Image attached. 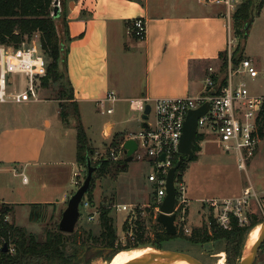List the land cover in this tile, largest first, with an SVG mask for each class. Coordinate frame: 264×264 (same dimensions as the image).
Listing matches in <instances>:
<instances>
[{"label":"crops","instance_id":"0c3cea01","mask_svg":"<svg viewBox=\"0 0 264 264\" xmlns=\"http://www.w3.org/2000/svg\"><path fill=\"white\" fill-rule=\"evenodd\" d=\"M59 5L61 15L57 21L66 31L65 71L78 104L87 101L98 104L111 91L118 95L116 103H127L129 109L130 100L135 98L199 95L204 90L209 68L220 73L223 55L233 35V21L230 29L227 14L220 9L213 11L214 5L204 0H59ZM136 18L146 21V37L142 40H137L130 30ZM249 44H254V48L250 49ZM244 57L250 58L258 70H264V0L247 33ZM141 67L144 76L137 79V70ZM39 79L35 83L36 96L24 102L9 99L7 102L24 105L10 113L4 111L2 116L6 124L0 132V207L18 203L54 207L70 197L64 177L70 176L67 161L64 158L46 160L45 156L56 154L57 142L53 143L52 137H48L51 116L29 105L41 101V90L48 88L38 83ZM196 81L204 83L200 93H194ZM53 99L58 103L60 114L59 100ZM48 100L44 97L43 101ZM108 126H111L109 136L114 134L115 122H105V137ZM116 134L125 137V133ZM203 141L217 144L211 135L201 140L197 159L203 152ZM67 146L62 143L58 150H69ZM45 165L50 166L49 169ZM2 172L7 173V179L11 172L23 179L27 177L26 182L22 180L23 193L19 198L1 196ZM73 175L77 179L74 181L73 177L71 181L78 186L80 173L75 171ZM242 193L234 191L222 200L239 197ZM195 199L205 203L217 198L197 196ZM40 214L41 211L36 216ZM100 232L101 229L98 235Z\"/></svg>","mask_w":264,"mask_h":264},{"label":"rangeland","instance_id":"374dc122","mask_svg":"<svg viewBox=\"0 0 264 264\" xmlns=\"http://www.w3.org/2000/svg\"><path fill=\"white\" fill-rule=\"evenodd\" d=\"M211 8L213 11H218L220 9L225 13V6L223 4H216ZM234 18L233 16L232 48L229 51L227 50L222 60L224 62L225 58L228 62V67H230L231 56V67L236 69L238 66L235 64V58L238 56V53H240L237 51L244 45V32H236ZM249 47L250 49L254 48V44H249ZM247 49L249 48L247 47ZM64 63L63 61L61 64V78L57 82L51 81L48 88L41 90L39 94L41 101L30 102L29 105L35 108L37 112L44 110L51 116L52 126L48 129V137H52L53 143L54 140L57 142L56 154L54 156H45L47 157L46 160L51 159L59 161L61 158H64V160L67 161L70 176L69 174L64 176L66 178L65 187L68 188V192L71 196L78 187L82 185L87 175V156L91 157L92 164L97 167V164H99L102 156L106 155V151L112 142L115 140L120 141L124 138V134L118 135L116 133H125V136H127L131 132H138L141 129L142 121L139 119L140 114L133 112L129 109V105L124 102H108L106 106H112L115 110V112L111 114L102 112L100 106L95 102L87 101L79 102V104L78 102L76 103L67 80ZM259 70L264 71L263 69ZM137 71V79H142L144 76L143 68L141 67L140 70L138 69ZM10 77L13 78V82L8 83V92L13 91L21 93L30 85L28 77L23 73L11 74ZM40 78L38 83H42V77ZM233 81L234 84L241 81L245 82L252 95H264V77L262 74L257 78H252L246 72L239 74L235 73ZM194 84V93H200L204 85L203 81H196ZM44 97L49 98L48 102L43 101ZM53 98H58L59 103L62 104L61 109L68 113V123H65L61 115L57 112L58 103L57 101H52L54 100ZM75 103L77 104L78 113L75 111ZM20 105L23 106L24 103H0V132H2L1 128L4 123L6 124L5 120L4 123L2 122L4 111L5 113L7 111L10 113L15 107H20ZM153 118L154 113H151L150 121H152ZM108 120L115 122L114 134L108 136L111 130V126H108L106 132L107 136L105 137L103 129L105 122ZM40 125L42 124L40 123ZM79 125H81L85 131L89 146L94 149L90 153L89 151L85 153V165L80 164L76 156ZM208 141H203L202 154L199 155V159L189 162V167L183 175V181L186 187H188L189 193L192 192L190 193L191 195L187 192L189 202L186 204V223L191 232L195 227L204 228L209 225V217L211 214L215 217L216 223L219 225L217 220L218 213L222 211L219 205L213 206L210 201L205 203L196 201L195 198H197V196L217 198V200L221 201L224 196L232 195L234 191L236 194H240L242 190L244 191L246 187L250 186L259 193V195H264V139H261L255 155L247 162L246 169L239 168L235 152H224L216 143ZM62 143L68 145L67 147H69V150L59 151L58 145ZM44 167L49 169L50 166L45 165ZM152 170L153 168L148 161L133 159L127 162L126 169H123L122 165L114 164L113 162L103 174L94 173L93 175L91 187L87 195L89 197L93 196L94 208L99 209L100 206L110 208L118 235L116 241L117 247L118 245L123 247L127 246L129 243H134L135 238H129L124 230V224L129 213L126 211H117L116 207L113 205L146 204L145 202H152L156 193L154 183L148 179ZM75 171L80 173L78 186L75 185V182L72 183L71 181L73 177L74 181L77 179L73 175ZM22 180L23 177H21V175H15L13 172L10 173L7 179V173L2 172L1 196L19 198V194L23 193L21 191V189H23ZM68 199L61 204L58 203L54 205V207H45L29 203L11 205L9 208L12 212L10 218L7 216V220L10 223L25 228L29 239L32 234L35 235L37 241H45L50 232L59 230V223L64 210L67 208ZM146 209V215L143 218L146 221V233L143 236V239L148 240L146 244L117 251L111 248H103V246L97 244L92 239V237L98 236V232L101 229L100 218L90 221L88 219L90 209L80 206L81 214L74 232H83V235L80 241L75 244L74 236L72 235L74 232L66 234L62 242V249L65 254L64 258L52 261L49 256H35L27 259L25 263L103 264L104 261L113 262L119 254L126 250L149 246L188 254L202 264H240L241 258L246 251V246L244 244L246 238L252 230L260 227L261 222L264 221V208H261L259 204L253 200L250 202L249 207L245 208L242 218L230 213L233 219L235 218L238 220L237 223L239 227L244 230L239 234V238L231 243L229 254L227 251L228 240L226 239L195 243L188 239V237L191 236V232L183 233L179 231L175 236L164 237L162 240H159L157 236V231L159 232V229L156 225L155 215L154 213L151 215L152 211L149 210L151 208ZM40 211V218L36 221L31 220V216L36 215L38 212L40 213ZM253 220H258L259 223L253 228H250V224ZM246 226H248V228H246ZM232 228L233 226L227 230H231ZM0 245L2 248L3 244L1 238ZM10 247L14 248V245L12 244ZM100 248L106 250L103 252ZM14 251L11 252L14 253ZM181 261L190 264L188 261ZM21 264H24V262H21ZM254 264H264V244L261 246Z\"/></svg>","mask_w":264,"mask_h":264},{"label":"built area","instance_id":"2783aa9c","mask_svg":"<svg viewBox=\"0 0 264 264\" xmlns=\"http://www.w3.org/2000/svg\"><path fill=\"white\" fill-rule=\"evenodd\" d=\"M242 1L204 0L208 4H223L225 6V13L227 14L230 29L233 16ZM130 30L137 39H144L147 32L145 19H134ZM232 37L229 38L228 51L232 48ZM242 72H246L252 78H257L260 74L264 77V71L258 70L250 58H243L236 69L232 68L230 56V67H228L226 73L223 75V77L227 78L226 85H222L221 77L216 80L215 76L217 74L214 68L210 67L209 74L205 78V88L199 95L157 99L143 97L130 100V109L140 114L139 119L142 121L141 129L138 132L129 133L119 144H111L106 151V155L102 156V158L114 163L126 161L127 151L124 143L128 139H134L138 147L133 154V159L148 161L153 168L148 176L149 181L153 182L156 187L155 198L152 202L146 204L113 205L117 211L129 213L126 220L130 223V228L125 230L129 238H135V220L138 214L142 218L145 217L146 208L153 209L157 222L160 206L167 193L166 183L169 170L176 165L174 161L178 157L180 158L181 155L179 146L189 111L197 109L205 103H209L208 111L198 119L197 136L200 134L203 135V139H206L211 135L224 152H235L238 155L240 160L239 167L241 169L247 168V162L255 155L261 141L257 134V119L259 113L264 108V95H252L243 81L234 84V74ZM15 73H23L29 79L30 85L22 93L8 92V83H12L10 76ZM47 73L48 59L42 48L39 33L26 38L18 46L1 45L0 103L7 102L9 99L16 102H24L31 97H35L36 80L46 76ZM117 100L118 95L111 91L104 99L99 101L98 105L102 109V112L111 114L114 108L106 105L108 102L114 103ZM147 105H150L151 110L148 117L143 119L142 115ZM151 113H154L152 121H150ZM163 154H165L164 159L161 158ZM75 176L77 177L78 174L75 173ZM23 181L26 182L27 177H24ZM76 183H78V180ZM175 188V225L178 232L190 233L191 231L186 223L187 187L183 179L177 182L175 177ZM263 199L264 195H259L250 186L246 187L243 194L239 197L221 201L214 199L210 203L213 206L219 205L222 208V211L218 213L217 220L222 228L230 229L233 218L230 213L242 218L245 208L249 207L252 200L256 201L261 208H264ZM93 205L87 199V196L84 197L80 205L83 208L90 209L88 215L90 221L99 219L100 215V210L94 208ZM10 250L13 252L14 248L11 247Z\"/></svg>","mask_w":264,"mask_h":264},{"label":"trees","instance_id":"16d2710c","mask_svg":"<svg viewBox=\"0 0 264 264\" xmlns=\"http://www.w3.org/2000/svg\"><path fill=\"white\" fill-rule=\"evenodd\" d=\"M56 0H0V46L1 45H20L26 38L32 37L34 34L39 33L41 39V45L44 53L48 59V73L46 76L42 77V85L48 87L50 82H57L61 78V64L66 61L67 46L66 39L65 44L62 43L60 31L58 29L57 18L54 16ZM263 0H243L239 6L237 12L234 14V22L236 32H244V45L239 49L240 52L235 58V64L239 66L241 60L244 56L245 41L247 38L248 30H246V25L251 22L252 17L262 8ZM61 15V11H60ZM132 26V25H131ZM66 31H64V36ZM226 54V53H225ZM223 55V57L225 56ZM65 66V63H64ZM228 69V62L224 58V62L221 67L220 73L215 76L216 80L221 77L222 85L227 84V78L223 77ZM71 88V87H70ZM72 90V89H71ZM73 94V92H72ZM74 98V97H73ZM60 115L65 123L69 122V115L65 110H62V104H60ZM75 111L77 112V104L75 103ZM78 113V112H77ZM78 148H77V158L80 164L86 162L85 153H89L94 150L90 147L86 139V134L81 127L78 126ZM257 134L260 139H264V108L259 113L257 119ZM123 139V138H122ZM203 139V135L198 134L195 141V156L192 160L197 159L198 152L200 151V142ZM122 141V140H120ZM120 141H113L112 145H117ZM94 153V151H93ZM179 157L174 161L177 164ZM188 160H184L181 166L176 172V181L179 182L183 179V175L189 165ZM113 162L102 158L97 164V170L95 174H103L110 164ZM122 165L123 169L127 168V162L122 161L120 163H114ZM87 199L94 204L93 196H88ZM100 225L101 232L98 236L92 237L93 241L97 244L103 246V248H111L114 251L137 247L142 244L148 243L147 239H143L146 233V221L138 214L135 220V241L134 243H129L127 246H116L117 233L115 229L114 219L111 216V210L109 207L100 206ZM151 215H153V210L149 209ZM10 208L8 205L3 204L0 207V238L2 239L3 247L0 250V264H21L26 260L35 256H49L52 261L61 260L64 258L65 254L62 249V242L66 236V233L60 230L50 232L45 241H37L35 235L27 236V230L23 227H19L16 224L10 223L7 220ZM40 218V215H32L31 220L36 221ZM238 220L232 218L231 230L222 228L216 223L215 217L211 214L209 217V225L204 228H195L191 232V236L188 239L191 242H207L218 239L228 240V253L230 254L231 243L239 238V234L244 230L239 227ZM258 220H253L250 224V228L258 224ZM159 229L157 231V236L159 240L164 237H170L167 235L164 227L156 222ZM130 228V223L128 220L125 221L124 230ZM248 228V226H246ZM74 237V242L77 244L82 238L83 232H74L72 234ZM15 238V239H13ZM4 244L8 245V251H4ZM14 245V253L10 250V245ZM264 244V243H263ZM262 244V245H263Z\"/></svg>","mask_w":264,"mask_h":264},{"label":"water","instance_id":"95a60500","mask_svg":"<svg viewBox=\"0 0 264 264\" xmlns=\"http://www.w3.org/2000/svg\"><path fill=\"white\" fill-rule=\"evenodd\" d=\"M54 16L56 18L60 16L59 0L55 1ZM254 18L255 16H253L251 22H249L246 25V30H249L251 28V23L254 20ZM58 29L60 31L62 43L65 44V36H64L63 28L59 26ZM208 109H209V103H205L201 107L189 111L185 120L184 130L179 146V151L181 153L180 158L177 164L174 165L172 168H170L168 173V178L166 183L167 193L160 206V212L157 216V222L164 227L167 235L169 236H175L178 233L177 227L175 225L176 172L185 159L191 161L194 158L195 156L194 148H195V141L198 130V119L199 117L203 116L208 111ZM150 110H151L150 105H147L146 110L142 115L143 119H146L148 117ZM124 147L127 151L126 162H130L133 160V154L138 147L137 142L134 139H128L124 143ZM161 158L164 159L165 154H163ZM86 169H87V175L82 185L79 186L78 189L69 197L67 208L64 210L62 214V218L59 223V230L63 233L71 234L75 231L76 224L78 223L81 214L80 213L81 202L90 190L93 175L97 170V167L92 164V160L90 156H87ZM263 243H264V221L261 222V230L257 241L252 245L249 251H247L242 256L240 264H254L257 254ZM151 248L153 249L152 251L145 253L144 255L134 259L133 261L127 264H142L144 260L143 258L146 254L154 255L169 264L175 263L180 260L188 261L190 264H202L192 256L182 252L163 250L157 247H151ZM4 251H8L7 244L4 245Z\"/></svg>","mask_w":264,"mask_h":264},{"label":"bare ground","instance_id":"6f19581e","mask_svg":"<svg viewBox=\"0 0 264 264\" xmlns=\"http://www.w3.org/2000/svg\"><path fill=\"white\" fill-rule=\"evenodd\" d=\"M260 230H261V225L260 227L255 228L254 230H252L248 237L245 240V246H246V251H249V249L252 247V245L257 241L258 236L260 234ZM153 249L151 247H144V248H135V249H130V250H126L123 253L119 254L115 260H113V262H109V261H104L103 264H127L131 261H133L134 259L144 255L145 253H148L150 251H152ZM244 253V254H245ZM143 263L142 264H169L164 262L163 260H161L160 258L151 255V254H146L143 258ZM172 264H186L183 261H177L175 263Z\"/></svg>","mask_w":264,"mask_h":264},{"label":"flooded vegetation","instance_id":"af4514ba","mask_svg":"<svg viewBox=\"0 0 264 264\" xmlns=\"http://www.w3.org/2000/svg\"><path fill=\"white\" fill-rule=\"evenodd\" d=\"M101 249L103 250V252H104V250H106V249L100 248V250H101ZM102 250H101V251H102Z\"/></svg>","mask_w":264,"mask_h":264}]
</instances>
